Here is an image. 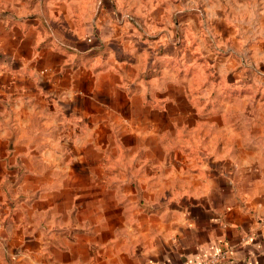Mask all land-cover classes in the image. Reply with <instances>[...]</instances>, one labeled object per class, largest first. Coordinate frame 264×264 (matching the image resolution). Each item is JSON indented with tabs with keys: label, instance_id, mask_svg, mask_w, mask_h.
Segmentation results:
<instances>
[{
	"label": "crops",
	"instance_id": "crops-1",
	"mask_svg": "<svg viewBox=\"0 0 264 264\" xmlns=\"http://www.w3.org/2000/svg\"><path fill=\"white\" fill-rule=\"evenodd\" d=\"M92 2L62 30L47 0H0V264H202L221 251L220 264H264V129L258 142L224 108L264 99L253 73L240 79L264 59V0L246 62L230 60L242 49L232 7L162 16L152 34L108 0L90 24ZM229 116L239 139L207 141L206 121Z\"/></svg>",
	"mask_w": 264,
	"mask_h": 264
},
{
	"label": "rangeland",
	"instance_id": "rangeland-1",
	"mask_svg": "<svg viewBox=\"0 0 264 264\" xmlns=\"http://www.w3.org/2000/svg\"><path fill=\"white\" fill-rule=\"evenodd\" d=\"M42 1V0H41ZM44 1V0H43ZM50 5L53 7V9L56 8L57 12V18L61 23L62 30H65V28L71 24V20L69 19L71 16L70 11L76 10L80 8L81 0H47ZM105 0H93V10L91 11V7L89 8V12L85 15L87 17V20L91 24L92 21H94V17L97 14L101 13V5L104 3ZM110 1L114 6V15L113 17L121 21L122 23H128L132 28L138 29L140 32L143 30L147 33L153 32L152 26L156 25L159 19H162V16L164 18H174L177 14V12L185 11V9L190 8H200L203 11H208L211 14L216 13L218 10L221 9L222 6H227L229 8L233 9V14L236 16L235 18L238 19L237 26L239 27L242 37L241 41L242 43L239 45L240 50L237 52L231 53V43H219L215 38L213 39V36H210V42L213 44L216 50H218L220 53L230 52L231 53V61H247L248 60V51L247 48H243L246 41L251 39V33L249 31V27L251 26V22H249L253 16H251V6L252 4H256L255 8H257L262 2V0H177L178 2L173 5L172 7L165 8L163 4L161 3L162 0H108ZM37 2H40V0H37ZM228 4H227V3ZM54 3H57L56 5H53ZM91 6V4H90ZM169 9V10H168ZM113 12V11H112ZM113 14V13H112ZM171 14V16H169ZM47 21L49 22V17L47 16ZM236 19V20H237ZM57 20V21H58ZM155 20V22H154ZM57 24L58 22L51 21L49 22V28L53 29L55 26L53 24ZM153 23V24H152ZM174 21L167 20L166 26L171 27V29L174 27ZM117 24V23H116ZM217 21H209L208 27L209 29L214 26L216 28L218 26ZM128 28H131V27ZM178 24H176V27ZM57 27V26H56ZM158 27H161L158 25ZM165 27V28H167ZM237 27V28H238ZM59 29V27H57ZM95 31H97V28H94ZM145 34V33H144ZM143 34V35H144ZM142 35V33L140 34ZM211 35V33H210ZM146 38V36H144ZM96 35L94 32L88 34L86 36L87 41L91 44V46L97 47L102 46V43L97 42L96 43ZM263 46H257L258 48H261ZM215 49L212 50L215 55L214 63L219 66H217L218 70L221 71L224 75L231 72L232 68H230L228 65V55L229 53L222 54L216 52ZM234 54V55H233ZM263 62L259 65V69L255 71H243L242 77L240 79H247L251 81L252 79V73L255 78V82L260 87H257V91L262 93L264 91V59H261ZM220 67L222 69H220ZM217 72V71H216ZM236 73V72H235ZM251 96H243V98L240 99L239 103L236 104H225V109L228 107H232L234 110L239 109L241 113V118H239L240 126L243 129H255L251 130L253 133H255L256 140L260 141V131L264 129V99L262 101L254 100L255 103L253 104L252 100L249 98ZM254 99V98H252ZM212 119V120H211ZM205 127L202 129H215L217 132V136L215 131L213 130V135H204L207 136V141L210 143L215 142V139L218 141H222L223 145H225L227 142L236 141L239 139L238 132L234 131L235 125H233L236 122V119H231L229 116L225 122H221L218 119L210 118L206 121ZM216 143V142H215ZM110 156L112 158V165L115 167L116 165H119V161L123 159V157L120 156V153L118 149H111ZM134 156V154H133ZM133 156H130L129 153H127V160L133 161L134 159L131 158ZM115 164V165H114ZM124 183H120L121 186H123ZM119 185V183H117ZM135 187H133L134 189ZM166 199H159L160 202H164ZM153 201L148 200L147 198L140 199H131L129 204L133 205H147L152 203Z\"/></svg>",
	"mask_w": 264,
	"mask_h": 264
},
{
	"label": "built area",
	"instance_id": "built-area-1",
	"mask_svg": "<svg viewBox=\"0 0 264 264\" xmlns=\"http://www.w3.org/2000/svg\"><path fill=\"white\" fill-rule=\"evenodd\" d=\"M227 255L226 251H221L214 254L208 261L202 264H220L221 260Z\"/></svg>",
	"mask_w": 264,
	"mask_h": 264
}]
</instances>
